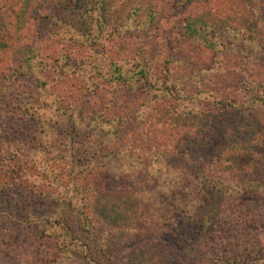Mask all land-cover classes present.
<instances>
[{
  "label": "trees",
  "instance_id": "1",
  "mask_svg": "<svg viewBox=\"0 0 264 264\" xmlns=\"http://www.w3.org/2000/svg\"><path fill=\"white\" fill-rule=\"evenodd\" d=\"M60 30L90 49L72 100L46 84L61 81L68 66L69 56L45 54ZM152 38L160 42L155 50ZM226 38L264 42V0H0V164L14 154L3 118L13 107L10 117L28 136L22 158L31 152L53 174L42 171L51 189H41L37 203L22 201V225L61 230L62 250L97 223L125 238L168 229L165 238L176 240L165 242L177 250L213 240L222 209L206 210L220 176H231L239 160L250 163L249 155L264 156V94L245 112L226 83L237 63L204 66ZM200 66L213 70L212 85ZM26 79L35 84L22 90V109L13 95ZM194 188L191 203L184 201ZM91 246L79 245L76 260L104 264ZM199 250L205 255L204 245ZM223 255L201 264H254L264 247Z\"/></svg>",
  "mask_w": 264,
  "mask_h": 264
},
{
  "label": "rangeland",
  "instance_id": "2",
  "mask_svg": "<svg viewBox=\"0 0 264 264\" xmlns=\"http://www.w3.org/2000/svg\"><path fill=\"white\" fill-rule=\"evenodd\" d=\"M174 30L179 31L180 27L177 26ZM75 39V35L70 38L63 36V32L60 30V35L56 37L54 46L45 53L50 59L59 57L61 54L69 56L68 66L61 76L62 80L57 81V76H55L56 80L46 79L47 86L52 89L54 94L62 93L60 88H63L62 94L69 95L64 99L69 100H72L75 87L80 85V77L84 71L81 59L86 58L87 53L90 52V49L84 46L78 47ZM71 41L77 43V46H70ZM151 45L155 50L160 46V42L158 39L152 38ZM230 48L233 51L228 52L227 50ZM77 49L79 50L77 51ZM220 49V52L215 54V58L211 59V55H209L204 66H210L215 70L214 64L220 62L237 63L238 71L230 75V80L226 82L229 83L227 89L230 91V95L232 91L235 92L233 86L237 89L240 95L239 99L235 101L237 107L245 112L252 110L254 107H251V101L257 98L256 95L264 94V42L244 40L233 43L226 38ZM236 51L241 54H236ZM236 57L239 59L237 60ZM197 68L201 80L212 85L213 70L205 71L201 66ZM53 75L51 73V76ZM233 79L234 81H232ZM21 83L22 88L14 91L15 95L13 96L16 100L13 103L21 105L23 109L24 102L28 100L24 91H32L35 82L32 79H26ZM23 89L25 90L22 91ZM20 90L22 95H19ZM235 93L237 94V92ZM12 108H9L10 113H12ZM226 111L233 114V109L230 106ZM9 112L3 115V118L5 124L7 123L6 131L11 133L9 146L14 154L9 158L7 165L0 164V264H84L78 258V261L76 260L75 253H77L79 245L84 246L87 241L92 245L90 250L95 249L94 255H97L98 259L102 261L101 263L104 264L116 262L118 264H201V261L214 259L217 253L220 254L223 251L225 255L220 257L233 255L235 251L242 250L244 247H251L255 250L259 246L264 247V156L259 158L257 155H249L251 162L243 164V160L237 161L235 163L237 169H234L233 173L231 172V176L225 174L220 176L221 180L216 183L211 194L210 205L206 211L211 208L222 209L219 215L220 219L224 221L220 225L221 232L217 234L213 232V240L205 239L193 246H186L184 250H177L175 245L165 242L166 239L169 243H175L176 240L165 238L166 233L172 234L168 229L167 231L164 229L163 232L162 227H151L147 232H142V236L136 238L130 237L132 235L129 233H124L127 236L125 238L119 233L115 234L116 236L108 235L105 231L107 228L101 223H97L92 235L88 232L78 233L74 243H70L68 248L62 250L61 240L64 239V236L61 234V230L48 225L23 226L22 222L16 218V215L21 218L22 201L33 197L32 204H35L44 195L43 192L40 193L41 189L49 191L51 187L42 185L47 182V179L42 175L44 168L38 158L31 157L33 156L31 152H27L28 157L22 158V150L29 145V142L22 145V141H26L28 136L22 133V122L13 121L17 118H11ZM262 149L264 151V146ZM22 160L26 163L25 167L23 165V169ZM223 162L224 164L228 163L224 159ZM242 166L243 169H241ZM44 172L53 176L46 170ZM23 178L26 180L22 185ZM24 185L27 186L22 188ZM36 185L38 188L31 191L32 186ZM194 189L192 193L184 194V201L191 203L193 194L197 191L196 188ZM72 229L74 231L73 227ZM209 237L212 238L211 235ZM75 243L78 247L74 245ZM203 245L206 250L205 255L203 251L199 250ZM253 263L264 264V257L259 262L254 258ZM90 264L97 263L91 262Z\"/></svg>",
  "mask_w": 264,
  "mask_h": 264
}]
</instances>
